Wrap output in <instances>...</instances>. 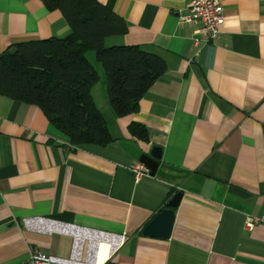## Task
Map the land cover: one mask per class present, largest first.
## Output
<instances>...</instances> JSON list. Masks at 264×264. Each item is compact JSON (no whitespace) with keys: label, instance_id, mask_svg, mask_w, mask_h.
<instances>
[{"label":"crops","instance_id":"1","mask_svg":"<svg viewBox=\"0 0 264 264\" xmlns=\"http://www.w3.org/2000/svg\"><path fill=\"white\" fill-rule=\"evenodd\" d=\"M100 2L129 27L105 44L138 45L168 70L138 112L116 117L96 68L93 98L114 138L106 146H74L40 107L0 95V264L29 263L33 249L69 256L71 237L28 231V218L126 234L105 264H264V224L244 226L247 215H264V0H222L220 36L198 43L201 25L182 20L192 0ZM69 34L62 12L42 0H0V55ZM132 123L148 129L149 142L130 133ZM155 146V176L137 181L133 163ZM178 192L171 237L144 236Z\"/></svg>","mask_w":264,"mask_h":264},{"label":"trees","instance_id":"2","mask_svg":"<svg viewBox=\"0 0 264 264\" xmlns=\"http://www.w3.org/2000/svg\"><path fill=\"white\" fill-rule=\"evenodd\" d=\"M62 12L70 26L64 38L22 42L0 55V95L40 107L51 125L77 147L106 146L114 141L92 90L100 75L88 54L95 53L106 75L108 102L116 117L140 110V101L168 66L138 45L107 46L106 39L125 35L126 20L100 0H42ZM130 133L149 142L140 123Z\"/></svg>","mask_w":264,"mask_h":264},{"label":"built area","instance_id":"3","mask_svg":"<svg viewBox=\"0 0 264 264\" xmlns=\"http://www.w3.org/2000/svg\"><path fill=\"white\" fill-rule=\"evenodd\" d=\"M182 20L185 23L195 22L201 25L196 31L198 36L195 38L196 43L199 37L212 42L220 36L225 21L222 0H192L190 15ZM131 169L137 181L144 176H151V170L141 161L134 162ZM262 224H264V215H247L244 226L247 231H252L257 225ZM23 225L28 231L46 235L62 234L72 239L69 256L49 255L33 249L30 251L28 264H105L128 240L126 234L109 233L52 219L28 218L23 220ZM103 243L109 246L108 257L104 263H97V254Z\"/></svg>","mask_w":264,"mask_h":264},{"label":"water","instance_id":"4","mask_svg":"<svg viewBox=\"0 0 264 264\" xmlns=\"http://www.w3.org/2000/svg\"><path fill=\"white\" fill-rule=\"evenodd\" d=\"M162 159V149L158 146L152 148L149 154H143L140 161L149 167L151 176H155L160 160ZM183 197V192L176 193L154 219L143 229L144 236L160 239H169L175 223V209L179 207ZM28 264V263H23Z\"/></svg>","mask_w":264,"mask_h":264},{"label":"rangeland","instance_id":"5","mask_svg":"<svg viewBox=\"0 0 264 264\" xmlns=\"http://www.w3.org/2000/svg\"><path fill=\"white\" fill-rule=\"evenodd\" d=\"M88 56H89V58H91L90 60L94 63L96 68L104 74V69H103L102 65L99 62H97L96 57H95V53L91 51L88 54Z\"/></svg>","mask_w":264,"mask_h":264},{"label":"bare ground","instance_id":"6","mask_svg":"<svg viewBox=\"0 0 264 264\" xmlns=\"http://www.w3.org/2000/svg\"><path fill=\"white\" fill-rule=\"evenodd\" d=\"M104 244H105V243H103L102 245H104ZM102 245L100 246L99 251H98V254H97V255H98V257H97V258H98L97 263H99V254H100V249H101ZM106 245H107V244H106Z\"/></svg>","mask_w":264,"mask_h":264}]
</instances>
